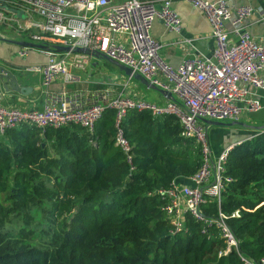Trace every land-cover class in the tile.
I'll list each match as a JSON object with an SVG mask.
<instances>
[{
  "label": "trees",
  "instance_id": "obj_1",
  "mask_svg": "<svg viewBox=\"0 0 264 264\" xmlns=\"http://www.w3.org/2000/svg\"><path fill=\"white\" fill-rule=\"evenodd\" d=\"M130 166L114 145V111L91 131L70 124L42 130L26 123L0 139V264H242L214 227L184 214L172 226L157 190L200 165L198 146L179 135L177 119L128 110L120 122ZM219 206L238 253L264 259V127L228 152ZM237 212L236 216H230Z\"/></svg>",
  "mask_w": 264,
  "mask_h": 264
},
{
  "label": "built area",
  "instance_id": "obj_2",
  "mask_svg": "<svg viewBox=\"0 0 264 264\" xmlns=\"http://www.w3.org/2000/svg\"><path fill=\"white\" fill-rule=\"evenodd\" d=\"M110 0H7L24 10L28 17L15 30L28 31L32 40L47 41L71 47L93 50L129 68L142 76L148 84L167 91L174 99L163 104L146 101L135 94L115 93L105 104L94 102L79 106L65 92L46 99L41 109L17 108L3 105L0 96V139L4 131L26 123L42 130L70 124L91 131L105 108L114 111V145L125 156L130 166V145L124 138L120 122L128 110L147 111L151 116L171 115L177 119L183 138H190L198 146L200 165L184 182H171L170 187L157 190L165 201L163 210L172 229L184 230V214L202 221L200 231L209 235L214 227L224 248L218 255L235 251L242 264H264L244 259L238 253V241L225 223L220 211L212 218H203L200 206L206 202L219 206L225 185L230 178L224 175L226 159L233 145H227L212 154L205 120L235 122L243 113L257 112L255 98L245 99L241 89L264 88L261 72L264 68V37L254 40L245 30L235 29L228 36L225 22L240 23L252 13L249 4L231 9L226 0H182L201 11L206 18L214 49L210 57H192L175 67L167 65L158 54L160 44L150 35L153 20L176 34L180 19L172 7L175 0H125L109 6ZM33 17V18H32ZM31 31V32H29ZM193 39L182 38L179 45L192 47ZM46 63L28 67L40 75L43 90L58 79L71 82L74 75L69 67L82 69L86 56L41 51ZM19 55L26 51L19 49ZM82 60V61H81ZM47 94V93H46ZM131 168V166H130ZM233 212L230 216H236Z\"/></svg>",
  "mask_w": 264,
  "mask_h": 264
},
{
  "label": "crops",
  "instance_id": "obj_3",
  "mask_svg": "<svg viewBox=\"0 0 264 264\" xmlns=\"http://www.w3.org/2000/svg\"><path fill=\"white\" fill-rule=\"evenodd\" d=\"M123 1L125 0H110L108 5L115 6ZM226 3L231 9L240 4H249L252 8L250 16L242 22L236 24H233L231 20L225 22L224 28L228 36L233 37V31L240 29L248 32L256 41L264 37V0H226ZM172 7L180 19L178 34L167 30L159 20H153L150 26V35L160 44L159 57L171 67H175L187 58L210 57L214 49V42L210 36L208 22L201 11L191 8L182 0L173 1ZM27 18L24 10L7 3V0H0V34L14 37L16 40L37 41L29 38L28 31L15 30L16 24H23ZM182 38L193 39L192 47L179 45L177 41ZM19 49H24L26 53L22 56L19 55L17 53ZM83 59L84 65L87 64L88 57L86 56ZM45 63L46 55L37 49L15 46L0 41V67L12 73L19 86L28 87L26 89L27 94L20 95L14 91H5L2 88L3 81L0 80L2 104L17 108L41 109L46 99L60 92L67 93L69 98L81 107L94 102L105 104L117 92L131 96L135 94L143 100L156 104H163L167 100L174 99L173 96H171V99H167L158 90L141 84L133 77L127 79V76L113 65L111 66L114 69H109L106 72L101 71L98 61L89 64L88 69L85 66L81 70L72 66L69 67L70 72L74 75L73 81L63 82L62 79H58L47 90H43L40 84V75L27 70V68L41 66ZM261 75L264 81V68ZM142 85L145 88H142ZM241 89L244 92L245 99L255 98L260 107L257 112H246L241 117L247 119L249 116L254 115L257 123L256 126H247L246 130L235 132L234 137L225 143L224 147L225 145H234L241 142L254 133L257 128L264 126V88L254 90L242 85ZM221 149L212 148V154L216 155ZM184 181V179L176 180L177 183Z\"/></svg>",
  "mask_w": 264,
  "mask_h": 264
},
{
  "label": "water",
  "instance_id": "obj_4",
  "mask_svg": "<svg viewBox=\"0 0 264 264\" xmlns=\"http://www.w3.org/2000/svg\"><path fill=\"white\" fill-rule=\"evenodd\" d=\"M0 41L13 44L15 46H22V47H29L34 48L39 51H46L56 54H64V53H72V54H78V55H84L87 57L95 58V59H103L106 62H108L110 65L115 66L119 71L123 72L126 76H130V70L126 66L119 64L118 62L102 55L101 53L93 50H88L82 47H71L67 45H61L57 43H51L47 41H26V40H16L14 37H7L3 34H0ZM104 71V70H103ZM105 72V71H104ZM134 78L138 80L141 84L146 85L150 88H153L155 90H158L161 94H164V96L167 99H171V95L169 92L161 90L159 88H156L150 84L147 83V81L140 76L139 74H133L131 75V78ZM0 80L3 81L2 88L5 91H14L20 95H26V89L28 87L19 86L16 82L15 76L10 73L8 70L0 67ZM204 123L207 125H220L222 123L217 121H211V120H205ZM234 123V122H233ZM264 127V126H262ZM261 127V128H262Z\"/></svg>",
  "mask_w": 264,
  "mask_h": 264
},
{
  "label": "rangeland",
  "instance_id": "obj_5",
  "mask_svg": "<svg viewBox=\"0 0 264 264\" xmlns=\"http://www.w3.org/2000/svg\"><path fill=\"white\" fill-rule=\"evenodd\" d=\"M87 61H88L87 64L84 65L83 63H81V66L83 67L85 66V68L88 69L89 64H92V62L94 61H98L99 62L98 65L101 71L104 70L106 72V71H109V69H114L113 66L109 65V63L103 59L99 60V59L88 57ZM77 69H80V68H77ZM141 87L145 88V86L143 85ZM217 122H220L222 124L207 125V137H208V142H209L211 149L215 147H217L218 149L224 148V144L234 137L235 132L242 131L244 129L246 130L247 126H253V125L256 126L257 119L254 118V115L253 116L251 115L247 119L240 116L239 119L235 121L234 123L232 121H222V120H218ZM257 130L258 128L255 131Z\"/></svg>",
  "mask_w": 264,
  "mask_h": 264
}]
</instances>
